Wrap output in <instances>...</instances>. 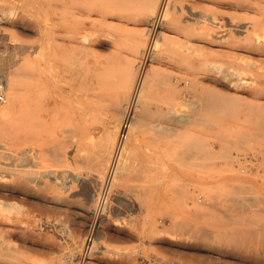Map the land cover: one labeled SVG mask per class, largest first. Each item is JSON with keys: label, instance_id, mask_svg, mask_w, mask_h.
Wrapping results in <instances>:
<instances>
[{"label": "rangeland", "instance_id": "374dc122", "mask_svg": "<svg viewBox=\"0 0 264 264\" xmlns=\"http://www.w3.org/2000/svg\"><path fill=\"white\" fill-rule=\"evenodd\" d=\"M161 1L0 0V67L17 73L19 104L31 103L0 132V176L15 185L19 171L14 181L25 184L5 202L22 229L6 234L0 264H264L263 249L256 260L235 256L205 223L212 237L200 236L204 226L184 211L191 201L179 197L196 189L220 199L227 185H244L264 203L262 43L222 22L248 20L240 0H172L166 13ZM157 10L168 26L153 40L147 24ZM143 72L123 170L103 193ZM98 224L103 235L93 233Z\"/></svg>", "mask_w": 264, "mask_h": 264}, {"label": "bare ground", "instance_id": "6f19581e", "mask_svg": "<svg viewBox=\"0 0 264 264\" xmlns=\"http://www.w3.org/2000/svg\"><path fill=\"white\" fill-rule=\"evenodd\" d=\"M170 1L172 0H162L161 1V5L158 9H162L164 13L167 12V10H169V7L170 6ZM201 1V0H200ZM204 1V0H203ZM233 1V0H232ZM238 1V0H236ZM175 2V1H174ZM207 2V1H206ZM178 3V2H177ZM175 4V3H174ZM179 4V3H178ZM212 4V3H211ZM232 4V3H231ZM238 7H240L243 11H245L248 15H250V17H248V20L246 19H243V20H240V19H237L238 21L237 22H234V20L236 19H230L228 18L227 16H223V20L222 22L225 20L226 23H229L231 26H234V29L240 34L239 36L242 37V35L248 37V38H251L252 41L249 40V42H259V43H262L261 44V48L258 47L257 49H259L262 54L264 55V0H240L238 2L235 3ZM180 5V4H179ZM218 5V4H217ZM39 6V5H38ZM193 6V5H191ZM190 4L187 5V9H188V12L191 14V15H196V12H195V7L193 9V7H191ZM231 6V5H230ZM232 6H234L232 4ZM176 7V5L174 6ZM174 7H173V12H174V16H171L172 17V20L175 21V22H178L177 20H179V16L177 15L176 13V10H174ZM236 7V6H234ZM184 9V8H183ZM171 10V9H170ZM169 10V11H170ZM200 10V9H199ZM2 11V10H1ZM160 11V10H159ZM158 10L156 11V13L154 14V16H152L149 21H148V24H147V33L149 36H152L153 37V40L154 38L155 39H158V38H161L162 36V33H163V30H164V27L165 26H168V20L163 16V19H162V14L161 12L158 14L159 12ZM178 11V10H177ZM203 11V10H202ZM201 12V11H200ZM204 12V11H203ZM202 12V13H203ZM242 12V11H241ZM2 13V12H1ZM245 13V14H246ZM3 14V13H2ZM158 14V15H157ZM207 14V12L205 13ZM4 16V15H2ZM161 16V19L160 17ZM204 16V15H203ZM1 17V16H0ZM170 17V18H171ZM190 17V15H189ZM194 18V17H193ZM213 18V17H212ZM3 19V18H2ZM197 19V18H196ZM200 18H198L199 20ZM171 20V21H172ZM202 20V19H201ZM200 20V21H201ZM240 20V21H239ZM4 21V19H3ZM216 21V20H215ZM208 22V21H207ZM213 22V21H212ZM210 22V23H212ZM217 22V21H216ZM171 23V22H170ZM169 23V24H170ZM173 23V22H172ZM220 23V22H219ZM224 23V22H223ZM174 24V23H173ZM232 28V27H231ZM230 28V29H231ZM233 31V30H232ZM1 34V32H0ZM147 35V36H148ZM222 35V34H221ZM243 36V37H244ZM245 37V39H246ZM87 39V38H85ZM86 41V40H85ZM87 42V41H86ZM12 44V43H11ZM248 44V43H247ZM253 44V43H252ZM246 46V45H244ZM244 46L242 47V49L244 48ZM154 47V46H153ZM146 48V47H145ZM247 48V47H246ZM245 49V48H244ZM241 50V48H240ZM145 52L143 53V55L146 56L148 55L147 51L148 50H144ZM155 55V52H150L149 53V56L150 58H153ZM264 57V56H263ZM262 58V57H261ZM151 60V59H150ZM142 63V61H141ZM146 63V61H145ZM9 65V64H8ZM147 65V63H146ZM141 66V65H140ZM145 66V65H144ZM149 66V65H148ZM5 67V66H4ZM0 67V72L5 75L6 77V80H7V102L0 108V132L3 131L4 127L9 123L10 121V118L11 116H13L14 114L17 113V111H21V109L24 111V113L26 114H29L30 113V109H31V103H28L27 105L25 106H21L19 104V92H18V75L16 72H12L10 70H7L8 67ZM144 71V70H143ZM144 73V72H143ZM146 73H144L143 76H140L142 79L140 80V82L138 83V85L135 86L134 88V92H133V97H132V101L126 106V108L128 110H126L127 114H126V118L125 120L127 121V129H126V137L123 141V145H122V149H121V152H120V156H119V159L118 161L115 163L114 165V169H113V172L111 174V178H110V186H112V183H113V179L117 176V172L119 170V168H122V166L120 167L121 163H122V158H123V153H124V150H125V145L127 144V140L129 135L131 136V125L133 124L134 122V118H133V113L135 114V110L136 108H139L137 106H139L138 104H140V99H141V92L142 90L144 89L143 87L145 86L146 87V81L147 78L145 75ZM142 75V74H141ZM234 76V75H233ZM150 80V79H149ZM149 80L147 82H149ZM152 81V80H150ZM236 81V80H235ZM146 84H145V83ZM241 82V81H240ZM149 84H151L149 82ZM148 84V86H149ZM151 87V86H150ZM237 88V87H236ZM149 89V88H148ZM146 90V88H145ZM131 100V99H130ZM218 104V103H217ZM215 105V104H214ZM213 105V106H214ZM210 103H209V109H210ZM220 107V106H219ZM213 108V107H212ZM132 109V110H131ZM122 125V124H121ZM134 138V137H132ZM187 148V147H186ZM193 149H191L192 151ZM193 152H195L193 150ZM182 153V152H180ZM197 153V152H196ZM212 153V152H211ZM199 154V153H198ZM201 154V153H200ZM9 155V154H7ZM114 155V153H113ZM181 155V154H180ZM194 155V154H193ZM207 155V153H206ZM209 155V154H208ZM215 154H213L214 156ZM218 155V154H217ZM6 156V155H5ZM10 156V155H9ZM8 156V157H9ZM184 156H187V155H184ZM199 156V155H198ZM204 156V155H203ZM220 156V155H219ZM189 157V156H188ZM11 158V157H10ZM183 158V157H182ZM5 159V158H4ZM112 159H113V156H112ZM112 159H111V162H112ZM192 159V158H191ZM208 159V158H207ZM7 160V158H6ZM183 160V159H181ZM180 160V161H181ZM201 160V159H200ZM200 160H197L199 161L200 163ZM212 160V159H211ZM209 160V161H211ZM207 161V160H205ZM111 162H110V165H111ZM196 162V161H195ZM202 162V161H201ZM4 164V162H2ZM12 164V163H11ZM124 164V163H123ZM127 165V164H126ZM125 165V167H126ZM206 165V164H205ZM5 166V164H4ZM3 166V167H4ZM12 166V165H11ZM124 166V165H123ZM1 167H2V164H1ZM6 167V166H5ZM4 167V168H5ZM8 168V167H7ZM10 168V167H9ZM2 169V168H1ZM126 169V168H124ZM3 170V169H2ZM1 170V171H2ZM12 170V169H11ZM123 170V168H122ZM205 170V169H203ZM213 170V169H212ZM205 171H208V170H205ZM4 171H2L3 173ZM17 172L19 171H16L14 174L18 175ZM244 172V171H243ZM7 173V172H6ZM10 174V171L8 172ZM120 173V172H119ZM122 173V171H121ZM208 173V172H206ZM211 173V171H210ZM12 174V175H14ZM202 174L204 175V172H202ZM0 175H2L0 173ZM15 175V176H16ZM116 175V176H115ZM197 175V174H196ZM210 175V174H208ZM207 175V176H208ZM5 176V175H4ZM14 176V177H15ZM16 176V177H18ZM206 176V175H205ZM212 176V175H210ZM3 177V176H2ZM11 180L13 179L12 176H10ZM16 177L14 179H16ZM6 178V176H5ZM106 178V177H105ZM104 178V179H105ZM200 178V177H199ZM198 178V179H199ZM202 178V177H201ZM7 179V178H6ZM13 179V184L14 182H18L19 180L17 181H14ZM20 179V177L18 178ZM196 179V178H195ZM211 179V178H210ZM201 180V179H200ZM102 181V180H101ZM195 181V180H194ZM205 181V180H204ZM215 181V179H214ZM20 182H21V179H20ZM19 182V183H20ZM15 185H10L8 183V179H7V183L4 181V177L3 179L1 178L0 176V250H4V248L7 249L8 247V243L10 242H7V239L6 238V234H8V232H15V231H21L22 228H20V226L18 224H16L14 221H12L11 217L9 214L10 211L9 209L11 208H14L12 207V204L11 206L10 203H12V201H7L6 202V199L7 197H15L20 189L22 188L21 185L23 186V184H16ZM194 183V182H193ZM214 184V183H213ZM219 184V183H218ZM25 185V184H24ZM116 185V184H115ZM114 185V186H115ZM193 185V184H192ZM203 185V184H202ZM208 185V184H207ZM206 185V186H207ZM223 185V184H222ZM226 185V184H225ZM236 185V184H235ZM94 187V185H92ZM205 186V187H206ZM209 186V185H208ZM228 186V187H227ZM226 188H227V191L225 190L224 192H221V194L219 196H221L222 200H220L219 198L216 199V197L213 195V194H209V193H206L208 191L205 192V194H199L198 192H196L195 190L193 191H188V192H185L183 193V196L180 195L179 192L181 191H178L177 192V189H176V193H179V197L183 198V199H186L187 201H191L192 205L191 206H188V210H184L185 212L188 211L191 216V218H194V220H197L199 222V224L203 225L204 223L207 224V226L210 227V229L212 231H209L211 234L214 232V236H216L217 241H219V243L221 242L222 244H225V245H228L230 246V251L233 250L235 253L234 255H238V256H241V257H245L246 253H250L251 254V258L255 259L257 258V254H260V251L261 249H263L264 251V203L258 198L257 195H254L253 192H254V188H252V192L251 191H248L247 189H245L243 186L244 185H239V186H230L227 185ZM30 187V186H29ZM187 187V186H186ZM201 187V186H200ZM204 186H202L203 188ZM214 187V186H211V188ZM223 187V186H222ZM24 188V187H23ZM25 188H28L25 187ZM184 188V187H183ZM215 188V187H214ZM224 188V187H223ZM95 189V188H94ZM179 189V188H178ZM181 189V188H180ZM185 189H189L188 188H185ZM198 189V187H197ZM219 189V188H218ZM30 190V189H29ZM93 190V189H92ZM182 190V189H181ZM94 191V190H93ZM96 191V190H95ZM214 191V190H213ZM257 189H256V193H257ZM87 192V191H86ZM91 193V191H89ZM200 193H203L204 191H199ZM215 192H218V191H215ZM259 192V191H258ZM23 193V192H22ZM98 193V192H97ZM96 193V194H97ZM175 193V192H174ZM219 193V192H218ZM255 193V194H256ZM88 194V193H87ZM99 194V193H98ZM182 194V193H181ZM258 195L260 194L257 193ZM95 195V194H94ZM107 195V194H106ZM110 195V194H109ZM199 195H202V197H200ZM261 196V195H260ZM259 196V197H260ZM263 196V195H262ZM178 197V198H179ZM19 198V197H18ZM224 198V199H223ZM262 198V197H260ZM2 199V201H1ZM5 199V201H4ZM17 199V198H16ZM101 200V203L102 205L104 204L105 202V199L104 197H101V194L98 195V197L96 198V200ZM108 199V198H107ZM9 200V199H8ZM182 200V199H181ZM184 201V200H183ZM99 202L96 201L97 203V207L100 206ZM107 203V202H106ZM105 203V204H106ZM11 208H8L7 205ZM17 204V203H16ZM104 204V205H105ZM93 205V204H92ZM96 205V204H95ZM95 205H94V208H95ZM14 206V204H13ZM20 206V205H19ZM187 206V205H186ZM16 207V205H15ZM21 207V206H20ZM19 207V208H20ZM97 207L94 210V213L93 214H97V212L100 210L99 208L97 209ZM104 207V206H103ZM102 207V208H103ZM18 208V209H19ZM184 209V208H183ZM13 210V209H12ZM11 210V212H13ZM21 210V208H20ZM20 210H16V211H20ZM25 211V210H24ZM184 211L182 213H184ZM15 212V211H14ZM16 213V212H15ZM91 213V212H90ZM18 214V213H17ZM25 214V213H24ZM13 215V214H12ZM16 215V214H15ZM106 215V214H105ZM188 215V214H187ZM188 215V216H189ZM18 216V215H17ZM109 216V215H108ZM189 216V217H190ZM98 217V216H97ZM180 216H178L179 218ZM188 217V218H189ZM16 218V217H15ZM19 218V217H18ZM16 218V219H18ZM23 218V216H22ZM47 218V217H46ZM85 218V217H84ZM108 218V217H107ZM174 218V217H173ZM21 219V218H20ZM29 219V217H28ZM61 219V218H60ZM86 219V218H85ZM101 219H103L101 217ZM233 220L232 222L234 223H231V227H232V224L234 225L233 228H231V230H225L228 229V225L226 224V221L223 222L221 220ZM14 220V219H13ZM31 220V219H30ZM48 220V219H47ZM58 220V219H57ZM97 220V219H96ZM100 220V219H99ZM105 219H103L104 221ZM220 220V221H218ZM16 221V220H15ZM18 221V220H17ZM59 221V220H58ZM62 221V219H61ZM185 221V220H183ZM190 222V220H188ZM39 222V221H38ZM42 222V221H41ZM45 222V221H44ZM66 222V221H65ZM84 222V220H83ZM105 222V221H104ZM108 222V221H107ZM186 222V221H185ZM229 222V221H228ZM52 223V222H51ZM56 223V222H55ZM67 223V222H66ZM66 223H63V224H66ZM85 223L84 222V226H85ZM97 223V222H96ZM101 223V222H100ZM184 223V222H183ZM192 223V222H191ZM21 224V223H20ZM24 224V223H23ZM48 224V223H47ZM93 224V222H92ZM185 224V223H184ZM197 224V225H199ZM227 227H226V225ZM46 225V224H45ZM81 225V227L83 226ZM25 226V225H24ZM47 226V225H46ZM59 226V225H58ZM120 226V225H119ZM158 226V225H157ZM173 226L176 227L178 226L177 224V221L174 220L173 222ZM184 226V225H183ZM187 226V225H186ZM185 226V227H186ZM204 226V225H203ZM27 227V226H26ZM32 227V226H31ZM77 227V226H76ZM80 227V226H79ZM81 227L79 228L81 230ZM209 227H208V230H209ZM37 228V227H36ZM67 228V227H66ZM69 228V227H68ZM84 228V227H83ZM91 228V227H90ZM93 228V227H92ZM180 228V227H179ZM182 228V226H181ZM192 228V227H190ZM190 228H187L190 230ZM202 228V227H201ZM205 229V232L203 231V233H199L200 231H198V234H200V236H202L201 234H203V237L207 236L206 234H208V230L206 231V228L207 227H203ZM202 228V229H203ZM229 228V229H230ZM59 229V228H57ZM165 229V228H164ZM184 229V228H183ZM183 229H181L183 231ZM187 229H186V232H187ZM194 229V228H193ZM104 227H102V225L98 224V227H94V230H93V233L94 231L97 232L99 231L98 233H105L104 232ZM169 230V229H168ZM188 232H191L189 231ZM225 230V231H224ZM85 231V230H84ZM92 231V230H91ZM197 231V230H196ZM30 232V231H29ZM45 232V231H44ZM187 232V233H188ZM195 232V231H194ZM15 233H19V232H15ZM36 233V232H35ZM70 233V232H69ZM197 233V232H196ZM209 233V234H210ZM216 233V234H215ZM16 234V236H17ZM163 234V233H162ZM189 234V233H188ZM187 234V235H188ZM193 234V233H192ZM191 234V235H192ZM195 234V233H194ZM197 234V235H198ZM208 234V237L210 236ZM11 235V234H10ZM13 235V234H12ZM166 235V234H165ZM190 235V234H189ZM186 236V235H185ZM64 237V236H63ZM126 237V236H124ZM137 237V236H136ZM158 237V236H157ZM163 237V236H162ZM161 237V238H162ZM168 237V236H167ZM173 237V236H172ZM192 237V236H191ZM204 237V239H205ZM206 237V238H208ZM212 237V235L210 236ZM13 238V237H12ZM67 238V237H66ZM160 238V239H161ZM170 238V237H169ZM174 238V237H173ZM178 238V237H177ZM176 238V239H177ZM194 238H195V235H194ZM198 238V237H197ZM17 239V238H16ZM87 239V238H86ZM182 239V238H181ZM199 239V238H198ZM214 239V238H212ZM34 240V239H33ZM172 240V238L170 239ZM183 240V239H182ZM181 240V241H182ZM186 240V239H185ZM191 240V239H190ZM207 240V239H206ZM209 240V239H208ZM10 241V240H9ZM93 241V239H92ZM162 241V240H161ZM164 241V240H163ZM166 241V240H165ZM176 241V240H175ZM214 241V242H215ZM173 242V241H172ZM177 242V241H176ZM183 242V241H182ZM13 243V242H12ZM178 243V242H177ZM67 244V243H66ZM18 246V245H17ZM227 247V246H226ZM10 248V247H8ZM204 249V248H203ZM15 250V249H14ZM210 250V249H209ZM259 250V252H258ZM202 251V250H201ZM232 251V252H233ZM262 251L261 254H264V252ZM13 251H11L12 253ZM16 253V252H15ZM14 253V254H15ZM13 255V253H12ZM237 256V257H238ZM260 255H258L259 257ZM2 257V256H1ZM29 257V256H28ZM215 257V256H214ZM261 257V256H260ZM4 258V257H2ZM234 258V257H233ZM9 259V258H8ZM223 259V258H222ZM241 259V258H240ZM250 259V257H249ZM260 259H264V258H260ZM260 259H257V260H260ZM127 260V259H126ZM135 260V259H134ZM132 261V260H131ZM136 261V260H135ZM230 261V260H229ZM237 262V261H236ZM71 263V262H70ZM68 262H64L62 264H70ZM84 263V262H83ZM88 263V262H87ZM243 263V262H240V264ZM2 264V263H1ZM16 264H19V263H16ZM236 264V263H235ZM239 264V262H238Z\"/></svg>", "mask_w": 264, "mask_h": 264}, {"label": "built area", "instance_id": "2783aa9c", "mask_svg": "<svg viewBox=\"0 0 264 264\" xmlns=\"http://www.w3.org/2000/svg\"><path fill=\"white\" fill-rule=\"evenodd\" d=\"M147 53H149V48H148ZM6 102H7V80H6L5 75H3L0 72V108ZM126 124H127V121L125 120L122 123V125H121L120 131H119V135H118V139H117V142H116V145H115V149H114L113 159H112L111 165L109 166V170H108V175H107L106 181L103 184V187H104L103 193H105L106 191H108L110 189V187H109L110 186V182L109 181H110V178H111V174L113 172L115 163L119 159L120 152H121L122 145H123V141H124V139L126 137V129H127ZM91 240H92L91 238H88V242H90ZM86 251H87V247H86Z\"/></svg>", "mask_w": 264, "mask_h": 264}]
</instances>
